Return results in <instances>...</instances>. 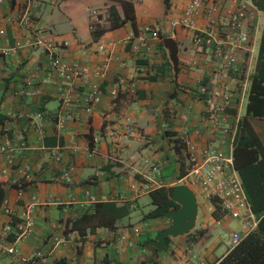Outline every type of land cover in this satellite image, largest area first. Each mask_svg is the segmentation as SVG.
<instances>
[{
  "label": "crops",
  "instance_id": "0c3cea01",
  "mask_svg": "<svg viewBox=\"0 0 264 264\" xmlns=\"http://www.w3.org/2000/svg\"><path fill=\"white\" fill-rule=\"evenodd\" d=\"M119 1L0 2V120L5 119L0 124L4 189L0 264H189L192 254L203 264H215L230 249L218 257L222 241L215 240V229L236 232L230 229L232 223L237 232L242 229L228 217L217 219L213 204L204 199L210 214H199L192 232L170 238L168 248L159 251L152 242L171 219H144L155 206L150 192L142 193L141 187L150 181L155 189L183 185L181 174L188 169V159L185 149H176L177 140L199 150L213 148L233 160L264 13L246 0H210L205 8L209 9L196 17L198 27L205 30L210 28L208 18L217 24L227 20L240 2L251 7L247 20L251 43L238 51L227 70L211 49L197 48L194 33L181 25L191 0H170L168 10L165 0H132L136 27L126 22L109 30L111 7L117 18L124 19ZM27 8L30 20L20 25ZM92 25L100 26L97 38ZM33 33L51 43L63 59L86 68L85 76L63 82L49 70L41 47L27 44ZM167 38H174L179 47L177 79L165 48ZM17 44L23 46L17 53L9 58L1 55ZM100 44L112 46L101 53ZM107 58L108 67L100 76L94 75ZM27 79L37 88L29 98L18 94ZM94 86L100 92L99 102L89 110L87 98ZM200 86H206L209 94L202 95ZM65 90H71L74 100L70 120L61 119ZM217 90H228L232 100L225 116L218 118L209 106L210 93ZM251 124L264 143V119L253 118ZM7 146L12 152L2 151ZM65 174L70 181L64 180ZM192 190L197 195L198 190ZM97 202L130 204L131 214L117 222L115 231L98 229L85 239L70 232L67 221ZM5 206L10 214L3 210ZM29 212L35 221L33 233L18 240L17 227ZM8 226L10 233L5 232Z\"/></svg>",
  "mask_w": 264,
  "mask_h": 264
},
{
  "label": "built area",
  "instance_id": "2783aa9c",
  "mask_svg": "<svg viewBox=\"0 0 264 264\" xmlns=\"http://www.w3.org/2000/svg\"><path fill=\"white\" fill-rule=\"evenodd\" d=\"M9 0H0L7 2ZM210 0H191L185 7L181 18V25L194 33V45L197 48H209L216 60L223 64L225 69H230L235 63L236 55L245 45H250L251 36L247 28V20L251 13V7L246 2H240L234 6L227 20L220 21L218 24L208 18L209 27L205 30L200 29L196 22L198 14L205 9ZM30 12L27 8L24 16L19 21L20 25H26L30 20ZM92 29V26H91ZM34 37L27 44L31 47H41V52L48 57L49 70L56 73L57 76L66 84H69L77 78L85 76L87 70L78 62H70L59 54L57 49L38 33H33ZM112 44L98 46V51L106 53ZM23 48L17 44L12 48H7L1 51L4 58H9ZM110 58L105 60L102 68H99L94 75L100 76L108 67ZM199 92L202 95L209 94L206 86H200ZM18 94L21 97H33L37 94V88L31 79L25 80ZM100 92L96 86L92 87L88 94V104L91 110L92 105L99 102ZM62 113L63 120L72 119L71 108L74 105L71 90H65L62 95ZM232 100L228 90L214 91L210 93V112L216 118L225 116L227 110L231 107ZM187 120V116H183ZM224 119V118H223ZM61 121V120H60ZM185 150L188 159V169L185 175L181 178L183 185L189 186L191 189L199 190L203 198L207 201L216 199L220 204L219 215L228 217L241 224L240 232H231L228 235L230 249L237 246L243 238L249 233L256 230L258 220L250 209L247 195L245 193L242 180L233 167V160L224 158L213 148H204L199 150L194 144L185 141ZM4 153L12 152L9 146L2 150ZM12 163V160H9ZM65 181H70L69 174L64 175ZM156 184L146 182L142 184L141 192L148 193L155 189ZM3 210L10 214V211L5 206ZM35 221L30 212L25 215L21 225L17 227L16 237L19 240L25 239L33 233ZM12 228L6 227L5 232L10 233ZM12 253L16 252L13 248ZM189 264H203L198 261L193 254L190 256Z\"/></svg>",
  "mask_w": 264,
  "mask_h": 264
},
{
  "label": "trees",
  "instance_id": "16d2710c",
  "mask_svg": "<svg viewBox=\"0 0 264 264\" xmlns=\"http://www.w3.org/2000/svg\"><path fill=\"white\" fill-rule=\"evenodd\" d=\"M246 1H250L257 10L264 13V0ZM119 2L124 10V19L117 18L115 8L111 7L108 29L119 28L126 22H131L136 27L134 2L132 0H120ZM165 4L168 10L170 0H165ZM92 30L97 38L100 34V26L92 25ZM253 118L264 119V29L255 73L250 78L246 114L238 121L233 145V167L242 180L250 209L257 218L258 225L255 231L246 235L237 246L229 249L215 264H264V143L251 124ZM4 120H0V124H3ZM175 147L177 150L186 148L185 143L179 140L175 141ZM183 175L185 174L182 173L181 177ZM150 197L155 207L144 216V219L165 218L166 212L178 208V205L170 200L168 188L155 189L150 192ZM3 201L4 189L0 182V207ZM211 203L214 206L213 214L219 219L220 204L216 199H212ZM130 214V204L117 205L114 202H97L76 219L68 220L67 229L70 232H77L82 239H85L98 229L115 231L117 222ZM190 235L192 236V234ZM194 237L195 235H193V239H195ZM168 242H170V238ZM150 248L155 250L153 247Z\"/></svg>",
  "mask_w": 264,
  "mask_h": 264
},
{
  "label": "water",
  "instance_id": "95a60500",
  "mask_svg": "<svg viewBox=\"0 0 264 264\" xmlns=\"http://www.w3.org/2000/svg\"><path fill=\"white\" fill-rule=\"evenodd\" d=\"M165 48L169 52V58L174 68L177 79L179 68V47L174 38H167ZM168 195L172 202L178 205L166 212L165 216L171 219V224L164 229L158 239L152 242V246L164 251L168 248L169 238H178L181 235L189 234L196 226L199 217V206L196 193L187 185H178L168 188Z\"/></svg>",
  "mask_w": 264,
  "mask_h": 264
},
{
  "label": "rangeland",
  "instance_id": "374dc122",
  "mask_svg": "<svg viewBox=\"0 0 264 264\" xmlns=\"http://www.w3.org/2000/svg\"><path fill=\"white\" fill-rule=\"evenodd\" d=\"M261 29L262 30L264 29V14L262 15ZM197 200H198V204H199V214H200V217H202V215L204 213L210 214V212H209V204L204 200L203 195H202V193L199 190L197 192ZM219 212H218V214H219ZM233 222H236V221H233ZM230 229L232 231H236V232L238 231V229L236 228L235 225H233V223L230 226ZM214 233H215V240L216 239H220L222 241V243L219 246L218 252H217V255L219 257L223 253H225L228 250V248L230 247L229 239H228V235L230 233V230L223 231L222 228L220 230V226H219V227H217L215 229V232Z\"/></svg>",
  "mask_w": 264,
  "mask_h": 264
}]
</instances>
